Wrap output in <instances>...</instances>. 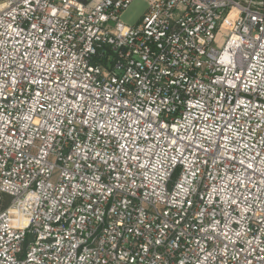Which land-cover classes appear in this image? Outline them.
<instances>
[{
    "label": "built area",
    "instance_id": "obj_1",
    "mask_svg": "<svg viewBox=\"0 0 264 264\" xmlns=\"http://www.w3.org/2000/svg\"><path fill=\"white\" fill-rule=\"evenodd\" d=\"M0 0V264H264V0Z\"/></svg>",
    "mask_w": 264,
    "mask_h": 264
},
{
    "label": "rangeland",
    "instance_id": "obj_2",
    "mask_svg": "<svg viewBox=\"0 0 264 264\" xmlns=\"http://www.w3.org/2000/svg\"><path fill=\"white\" fill-rule=\"evenodd\" d=\"M147 0H132L119 15V19L127 25H135L147 9Z\"/></svg>",
    "mask_w": 264,
    "mask_h": 264
}]
</instances>
